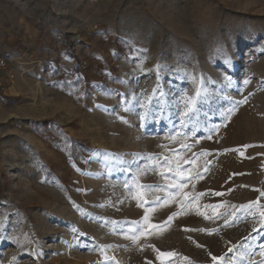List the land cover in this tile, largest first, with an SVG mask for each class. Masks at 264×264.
Listing matches in <instances>:
<instances>
[{"label":"rangeland","instance_id":"1","mask_svg":"<svg viewBox=\"0 0 264 264\" xmlns=\"http://www.w3.org/2000/svg\"><path fill=\"white\" fill-rule=\"evenodd\" d=\"M257 189L264 0H0V264H264Z\"/></svg>","mask_w":264,"mask_h":264},{"label":"snow or ice","instance_id":"2","mask_svg":"<svg viewBox=\"0 0 264 264\" xmlns=\"http://www.w3.org/2000/svg\"><path fill=\"white\" fill-rule=\"evenodd\" d=\"M201 85H203V81L201 80ZM245 84L250 83V81L245 80L244 82ZM206 98V90L203 88V86L198 87L195 91V95L193 96H188L186 93L181 97L180 101L177 103V108H178V113L182 118V123L183 121L187 120V119H192L193 114H195L196 112H198V103H200L202 100H204ZM151 99V98H150ZM247 103V97H245L243 100L240 101H234L232 102V107H230L227 110V114L225 115L224 119L228 120L231 118V115L234 114L237 110L238 107L242 104ZM182 105V108H181ZM142 107H145V112L140 114V119L142 122H145L148 120L149 118V110L148 107L146 105H142ZM125 111H128V108L124 109ZM159 112L162 114L163 113V108L159 109ZM125 123H127V121H123ZM218 127V126H217ZM209 139H211V136L208 137ZM171 139H175V137H171ZM163 147V146H162ZM245 147H251V145H246ZM203 155H208L209 153L205 152L202 153ZM143 158V157H142ZM148 160L150 161H156L157 163L154 164V167H163L164 165L160 164L159 161V157H155V156H149L147 157ZM169 170L171 171V166L169 164ZM179 172V169L177 168L176 171L173 173L174 175ZM163 175V173H161ZM182 175V173H181ZM167 179V177H165ZM126 187H128V185H125ZM186 184H178V183H173L168 185L167 187H175L178 189H182L184 187H186ZM139 189L147 192V191H151L154 190L153 186L151 185H138ZM155 190H163L160 188H156ZM257 191L260 192V195L262 197H264V191H261L259 189H257ZM180 193L177 192L175 193V195H179ZM171 195V194H170ZM204 193H198L193 197V200L198 199L200 196H203ZM215 195L219 196L222 195V193H215ZM136 199L138 201V206H143L140 201L143 199V197L141 195H137ZM146 202V201H145ZM164 203H168L167 200L164 201ZM253 205H258L257 201H253L251 203H249L248 205H242L240 206L241 208L244 209H249L251 210ZM204 207L207 208H211L213 207L212 205H205ZM216 207H223V205H217ZM150 211H154V209H149V208H145V216L142 218V221H132V222H126L129 224V227L127 228V230L124 232L125 238L126 239H130L133 242H139L141 237H144L146 235H154V234H158V232H153L151 231V229H158L160 231L163 230V226H158V225H152L149 221H150V216L148 215V213ZM204 215V213H199ZM220 215H223V213H221ZM260 217H261V227H264V210L260 211ZM205 218H210L207 215H205ZM171 219V217L169 218ZM255 230V229H254ZM262 248H264V246H261ZM156 250V249H154ZM102 253H103V249H101ZM229 251H232V249H229ZM176 253L174 252H159L158 254V259L161 257H172L175 256ZM261 255H264V251L261 252ZM105 259H107V257H105ZM187 259V258H185ZM212 261L214 262V264H236V258L234 257H226V256H212Z\"/></svg>","mask_w":264,"mask_h":264},{"label":"trees","instance_id":"3","mask_svg":"<svg viewBox=\"0 0 264 264\" xmlns=\"http://www.w3.org/2000/svg\"><path fill=\"white\" fill-rule=\"evenodd\" d=\"M76 156H79L80 157L81 156V151H78Z\"/></svg>","mask_w":264,"mask_h":264}]
</instances>
